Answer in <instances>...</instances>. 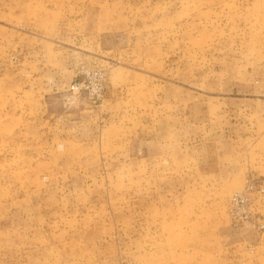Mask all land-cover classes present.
Wrapping results in <instances>:
<instances>
[{
    "label": "rangeland",
    "instance_id": "374dc122",
    "mask_svg": "<svg viewBox=\"0 0 264 264\" xmlns=\"http://www.w3.org/2000/svg\"><path fill=\"white\" fill-rule=\"evenodd\" d=\"M4 3L0 264H264V0Z\"/></svg>",
    "mask_w": 264,
    "mask_h": 264
},
{
    "label": "built area",
    "instance_id": "2783aa9c",
    "mask_svg": "<svg viewBox=\"0 0 264 264\" xmlns=\"http://www.w3.org/2000/svg\"><path fill=\"white\" fill-rule=\"evenodd\" d=\"M90 84L95 85L93 92L89 91ZM71 90L74 92L88 91L94 102L100 100L105 90L104 72L99 70L85 72L80 82L73 83ZM260 193H264L262 186L246 181L241 190L230 196L227 213L235 225L252 221L254 195Z\"/></svg>",
    "mask_w": 264,
    "mask_h": 264
},
{
    "label": "crops",
    "instance_id": "0c3cea01",
    "mask_svg": "<svg viewBox=\"0 0 264 264\" xmlns=\"http://www.w3.org/2000/svg\"><path fill=\"white\" fill-rule=\"evenodd\" d=\"M4 7H5V3L2 4V5L0 6V12H4V10H3ZM4 18H5V17H3V16L1 15V16H0V22L3 21ZM0 26H1V27H4V28H7V26H6L5 24H2V23H0Z\"/></svg>",
    "mask_w": 264,
    "mask_h": 264
}]
</instances>
